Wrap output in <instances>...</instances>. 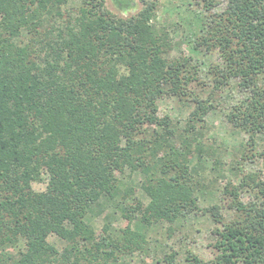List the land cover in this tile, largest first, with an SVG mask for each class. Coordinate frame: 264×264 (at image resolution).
Here are the masks:
<instances>
[{
	"label": "trees",
	"instance_id": "trees-1",
	"mask_svg": "<svg viewBox=\"0 0 264 264\" xmlns=\"http://www.w3.org/2000/svg\"><path fill=\"white\" fill-rule=\"evenodd\" d=\"M139 1L137 13L122 17L105 0H0V264L106 263L147 248L152 224L200 210L203 175L190 161L206 151L197 139L213 93L233 79L244 96L228 122L248 147L264 137V0H225L213 12L217 1L201 0L206 15L193 49L220 58L208 65V81L191 55L172 56L158 0ZM208 83L207 97L192 88ZM168 96L193 102L179 132V121L158 114ZM233 162L239 181L205 209L220 227L213 258L188 255V264H264V181ZM137 166L147 204L126 202L135 188L120 186L118 174ZM39 180L43 191L32 187ZM242 192L253 198L242 201ZM103 198L124 200L128 224L116 234L85 220L103 212ZM50 233L66 240L62 250Z\"/></svg>",
	"mask_w": 264,
	"mask_h": 264
},
{
	"label": "rangeland",
	"instance_id": "rangeland-1",
	"mask_svg": "<svg viewBox=\"0 0 264 264\" xmlns=\"http://www.w3.org/2000/svg\"><path fill=\"white\" fill-rule=\"evenodd\" d=\"M216 1V7L212 5L210 7L212 12L225 7V0ZM105 5L115 15L122 17L135 14L142 7L139 0H134L132 6L127 7L117 5L113 0H105ZM202 6L201 0H158L157 22L170 31L172 56L191 55L192 62L199 65V78L208 81V65L212 62H220V58L216 52L193 49L194 37L201 33V28L197 25L198 17L206 15ZM192 88L202 97H207L211 85L209 83L205 86L193 84ZM243 96L244 93L238 90L237 83L233 79L228 86L216 90L211 97L214 107L206 113L203 134L197 139L206 151L200 160L193 157L190 161L191 164H196L198 174L203 175L201 177L203 187L198 193L200 210L178 217L173 223L160 221L152 224L145 229L148 240L147 248L140 251L135 250L131 254L121 255L116 260L98 264H188L186 261L188 255H196L205 260L213 258L215 252L213 244L220 227L205 209L218 203L220 200L218 190L223 185L229 183L233 185L239 181L234 173L236 170L230 171L228 167L236 160L243 163L240 166L244 168V172L252 171L264 181V157L260 155V151L264 150V137L258 136V145L255 149L248 147L245 145L247 135L234 128L227 118L232 105ZM192 108L193 102L190 100L168 96L159 100L158 114L159 116L167 114L175 123L179 121L177 123L179 127L177 132H179ZM136 168L133 170L127 168L123 174H118L120 186L129 185L135 188L132 198H127L126 202H130L135 197L147 204L150 197L142 183L144 174L141 167ZM46 183L45 180L33 181L32 187L36 191H43ZM240 198L247 202L253 198V193L242 192ZM103 202L105 206L103 212L99 215L88 214L85 220L96 232L108 223L109 231L116 234L120 227L128 224V220L122 218L120 210L124 200L103 198ZM228 206L225 204L222 208L226 218H230L233 214L232 208ZM138 226L139 223L133 222V228ZM47 240L59 250L67 244L66 240L54 233H50ZM171 254H175L173 262L164 261L165 256ZM237 264L245 263L238 262Z\"/></svg>",
	"mask_w": 264,
	"mask_h": 264
}]
</instances>
